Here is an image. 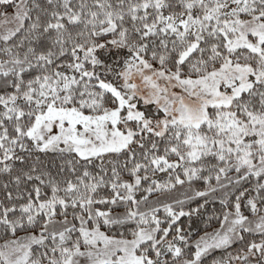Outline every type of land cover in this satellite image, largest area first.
<instances>
[{"label": "snow or ice", "instance_id": "1", "mask_svg": "<svg viewBox=\"0 0 264 264\" xmlns=\"http://www.w3.org/2000/svg\"><path fill=\"white\" fill-rule=\"evenodd\" d=\"M0 264H264V0H0Z\"/></svg>", "mask_w": 264, "mask_h": 264}]
</instances>
